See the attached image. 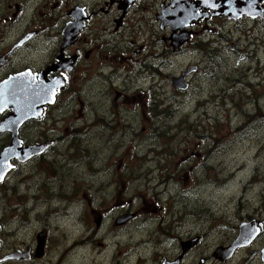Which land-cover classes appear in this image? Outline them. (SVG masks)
<instances>
[{
    "label": "flooded vegetation",
    "instance_id": "obj_1",
    "mask_svg": "<svg viewBox=\"0 0 264 264\" xmlns=\"http://www.w3.org/2000/svg\"><path fill=\"white\" fill-rule=\"evenodd\" d=\"M181 1V8L185 11L186 17L173 24L176 26L184 24L183 29L177 27L175 33L182 32L185 39L182 44L175 47L177 41L174 40L175 45L173 46L171 39L175 27L168 24L171 18L163 17V20L159 18L161 11L167 13L175 9L176 6L172 0H103L104 3L99 10L96 8L93 10L87 3L80 0L65 11L58 0H0V83L9 79L28 77L31 82L34 80V85L40 80L43 84L55 88L52 96L53 102L46 101L43 106L36 105L40 111L34 114L24 116L22 114L25 113L22 110L23 113L19 114L22 116L11 125L5 123L8 118L15 116L11 105H0V154L4 149H9L16 140L19 150L34 147L33 151H36L30 157L25 155L17 157L15 154L9 157L6 173L0 180V191L15 172H20L19 183L22 189L27 188V192L22 189L20 193L18 192V199L22 203L15 206L17 210H24L27 207L30 211L29 203L32 202V197L28 195V188L36 189L45 184L48 187L60 186L62 183L49 176H55L56 173L59 174V171L62 174L67 172L63 170L70 163L67 159V148L60 152L58 145L73 135L66 137L63 131H57L55 127L58 124L64 126L73 121L79 122L80 119L86 169L90 177L99 182L94 184L91 180L90 187L87 188L89 234L86 238H75L74 244L91 245L97 262L101 264H204L206 257H202L199 263L195 259L191 261L188 259L189 255L193 256L194 253L190 247L197 241L199 243L201 236L184 239L181 233L179 235L177 233L178 229L184 228L187 223L201 222L204 213L207 212L206 206H200L198 199L195 198L196 202L191 200L190 191L192 190L195 197L199 187L202 188L205 183L215 185L222 191L226 190L228 183L232 181L234 177L232 171L219 172L216 167L218 149L224 145L220 139L223 128L227 130L226 133L232 135L245 136L244 138L249 136L258 141L260 139L264 141V117L261 121H257L259 117L255 118L264 107L261 102L264 98V88L261 89L262 91L258 89L257 91L250 83L244 85L240 94L229 97L233 107H228L234 109V117L237 114L248 115L250 116L248 120L234 123L230 110L224 111L227 118L223 121H215L210 117H204L201 113L196 117L202 115L206 120L205 126L202 127L203 118L197 119L188 115L197 113L199 108L206 104V102L203 104L199 99L197 100L198 92H204L201 98H206L216 90L215 88L206 91L205 81L201 78L197 80V78H211V85L212 82L219 81L211 72L212 67L209 68L210 73L207 76L206 70L201 69L198 63L194 64L196 56L203 60L204 65L213 63L217 66L223 60L222 48L227 47L228 41L234 39L231 45L237 47L235 49L237 56L258 59L256 53L261 46H264V0ZM98 2L100 1L93 3ZM144 3L153 6L152 17L144 9ZM136 8H139L136 23L137 25H141L142 22L148 24L150 39L149 44L144 41V44H138L137 48L131 46L134 45V40L131 38L126 40V43L134 49L133 52L138 55L133 59L131 56H125V49L118 54L111 51L114 39L108 40L103 35L101 37L97 35L93 32L90 22L100 14H108L112 9H116L117 15L113 18L114 31L120 34L124 44V23L128 15L136 14ZM79 17H81V22L77 26L76 34L69 43L64 44L65 27L71 22L76 23ZM163 22H167V25L162 26ZM225 29L228 32L225 33ZM90 32L94 33L92 40L88 39ZM186 54L193 60L187 64L184 72L174 75V72L172 75L165 74L164 69L172 67L171 58L182 57ZM202 71L204 74L200 73ZM86 72L98 78L104 76L103 83H99L98 86H101L99 92L101 91V96L105 98L98 102L97 110L93 112L85 110L83 105L85 102L81 100L83 94L80 97L78 92L80 88L86 87L84 83L87 77ZM134 72L138 75L133 76ZM164 75L169 82L174 77L180 78L185 75L182 82L186 88L175 87L174 89L180 93H174L171 97L173 101L180 100V97L184 99L186 95L196 98L192 100L191 107L181 112L182 120L176 128L180 133L179 137L188 134L195 137V146L187 152L188 155L185 160H182V164L188 163L194 155L198 156L194 157L196 162L189 166L197 174L189 175V171L184 170L182 186H179L177 176L171 174H167L166 177L152 176L154 170L160 171L159 167L152 163L154 160L164 158L161 157L160 152L165 145L159 142L156 144V139H154L155 133L158 134V131L162 133L160 127L152 126L150 136L145 132V138H141L140 141L134 138L135 135L131 129L128 87H133L130 93L136 92L137 96L151 97L153 103H156L158 89L157 85L153 86V84L158 79L162 81ZM154 76H157L156 80H150ZM72 78L79 82L76 83L78 89L70 87ZM159 84L162 87V83ZM245 93L250 94L249 97H244ZM15 95L18 98L17 101H23L24 105L30 108L23 94L16 93ZM45 98H47L46 95ZM135 99L137 97L131 101ZM71 100H75L80 106L79 119L72 120L65 111ZM118 100H121V103H117ZM144 105L145 103L140 107L143 111L139 118H148ZM161 105L159 103L155 106L157 109L151 110L152 118L155 117ZM166 105H171V103L168 102ZM89 106L87 105V108ZM147 106L149 107L148 104ZM206 112V110L203 111V113ZM191 118L193 119L190 120ZM133 119L136 118L133 117ZM143 129H145L144 126ZM121 136H127V141H123ZM94 138L96 141L92 140ZM59 153L64 155V163L59 162L57 156ZM134 158L141 163L138 171L142 168L148 171L147 178L142 179L135 176ZM131 171H133L131 180L125 179ZM38 173L39 178H37ZM92 175L95 176L92 177ZM262 176L263 174L259 172L258 178L250 177L247 184L250 186L260 184L263 182ZM140 180L143 181L142 190L145 189L143 192L136 188V182ZM16 184L9 190L15 189ZM241 186V190L246 187L244 181H241ZM130 189L133 193L126 194L130 192ZM51 191L53 190L50 189L49 192ZM147 193L157 197L158 205L153 197H147ZM34 201L37 204L40 200H35L34 196ZM94 201L97 203V209L93 207ZM164 204H168L167 209L164 208ZM159 209L167 211L166 214L157 213ZM39 212L41 211L38 210L37 215ZM21 213L23 212L19 214ZM235 216L238 219H236L238 221L237 234L223 247L227 248L234 242L242 222H249L250 226L256 229V235L247 245L236 248L231 256L240 248L249 247V255L252 258H259L260 264H264L263 200L261 199L258 208L253 207V209L246 210L244 214L237 211ZM16 217L17 215L11 222H8L13 224L11 226H5L4 222L0 223V230L2 228V231L11 239V236L17 232L16 228L19 227ZM186 230L185 232L188 233ZM178 240L180 241L177 242ZM1 247L0 241V264L7 261L34 259V246L31 244L23 248L16 246L10 252H2ZM16 250L21 253L27 252V257L21 256V258L1 261L4 256ZM35 256L38 257L36 253ZM212 256L214 257V251ZM229 258L216 259L226 262Z\"/></svg>",
    "mask_w": 264,
    "mask_h": 264
},
{
    "label": "rangeland",
    "instance_id": "obj_2",
    "mask_svg": "<svg viewBox=\"0 0 264 264\" xmlns=\"http://www.w3.org/2000/svg\"><path fill=\"white\" fill-rule=\"evenodd\" d=\"M58 1L59 4L63 6V11H65L66 9L72 7L74 5L73 3L80 0ZM96 1L100 2L97 4L93 3ZM83 2L87 3L90 8H96L98 10L104 3L103 0H83ZM143 7L149 13L148 15L152 17L153 6L144 3ZM136 10V14L133 16L128 15L126 22L124 23V44L120 34L115 33L114 31L113 18L117 15L116 9H112L108 14H100L99 17L92 19L90 22L93 32L97 35L100 37L103 35L107 37L108 40L114 39L115 42L113 47H109L111 48V51L118 54L125 49V56H131L133 59L138 55L133 52L134 49L132 47L134 46L137 48V45L144 44V41H147L146 44H149L150 39L148 36V31L150 30L148 24L142 22L141 25H137L136 23L139 15V8H136ZM226 31L227 29H225V33ZM93 32H90L88 39L92 38V35L94 34ZM130 38L134 40V45H131L132 47H130L129 43H126V40ZM233 41L234 39L230 42L228 41L226 44L227 47L222 48L221 55L223 60L217 66H214L213 63L204 65L202 59L197 56L195 57L196 59L194 64L198 63L201 69L206 70L208 72L207 76H209L210 73L209 68L212 67L211 72L215 74L216 79L219 81H214L211 85V78H197V80H200L201 78L205 81L206 91H210L215 88L216 90L206 98H201V96L205 94L204 92H198V94H196V96L199 95L197 100L199 99V101L203 104L206 102V104H204L205 106L200 107L197 113H189L188 115L195 118L197 115L202 113L204 117H210V119L212 118L215 121H223V119L227 118L224 111L230 110L234 123L237 121H246L250 118V116L243 114H237V116L234 117V109L232 110L228 108L229 106L233 107L228 98L240 94L244 85L248 83H250L255 90H261L264 88V46H261L256 53V55H258V59H253L252 57L251 59L253 60H251L236 55L235 49H237V47H232L231 45ZM171 59L172 67L170 69H164L165 74L172 75L173 72V75L180 74L185 71L187 64L193 60L187 54L182 57H173ZM129 66L126 70H128ZM200 73L204 74L203 71ZM86 74L87 77L84 82L86 87L84 89L80 88L78 92L80 93V97L83 94L81 100L85 102L83 104L85 110L93 112L97 110L96 108L98 102L104 100L105 98L101 96L102 92H99L101 86H98L99 83H103L102 78L104 76L98 78L97 76L88 74L87 72ZM72 75L73 77L75 76L74 73H72ZM134 75L138 74L134 72L133 76ZM156 77L157 76H154L150 80H156ZM223 77H226V79H223ZM71 81L70 87L78 89L76 83L79 82H76L75 78H72ZM158 82L162 83V87ZM154 85H157L158 89L156 92V94H158L156 103H153L151 97H144L142 95L137 96L136 92L130 93L133 87H128L131 129H133L132 131L135 135L134 138L137 141H140L141 138H145L146 133L150 136V129H153L152 126L157 125L160 127L162 133L159 131L158 134L155 133L156 136L154 135V139H156V144L159 142L165 145L164 149L160 152L161 157L164 158H162V160H154L152 164L159 167L160 171L157 169L154 170L152 176L166 177L167 174H171L172 176H177L179 186H182L184 184V170H188L189 175L197 174L195 170H192L189 166L196 162L194 157L198 156L194 155L188 163L185 165L182 164V160H185L188 155L187 152L195 146V137L192 134L179 137L180 133L177 132L176 128L182 120L181 112L188 107H191L192 100L196 98H193L191 95H186L184 99L179 96L182 102H180V100L173 101L171 97H173L174 93L180 92L176 91L174 89L175 87H172L171 82L166 79L165 75L162 81L158 79L153 86ZM81 90H83V92H80ZM119 90L122 89L119 88ZM249 95L250 94L245 93L244 97H249ZM176 96L178 95L176 94ZM134 97H137V99L132 102L131 100L134 99ZM168 102L171 103V105L165 106ZM261 102L262 105H264V98ZM117 103H121V100H118ZM143 103H145L144 107L148 118H139L141 111H143V109L140 108ZM159 103L162 104L161 108L157 111L155 117L152 118L151 110L153 108L157 109L155 106ZM87 105L90 106L87 108ZM79 107L80 106L76 104L75 100H71L70 105L65 109L72 120L80 118ZM123 107L127 106L123 105ZM237 108L239 110L238 105ZM148 109L149 111H147ZM163 110H165V112L162 113ZM204 110L207 112L203 113ZM250 110L254 111L252 109ZM202 115L196 118H203L201 126L204 127L206 120L202 117ZM133 117L136 119L134 120ZM263 117L264 107L262 111L255 116V118H258L257 121H261ZM192 119L193 118L190 120ZM143 126L145 129H143ZM55 129H57V131H63V134H66V137L70 136V134L73 135V137L66 138L67 141H61L58 145V150L60 152H63L67 148V159L70 163L63 169L67 172L62 174L59 171V174L56 173L55 176H49V178H53L62 184L60 186L52 187H48L45 184L42 187H37L36 189L28 188V195L32 197V202L29 203L31 208L30 211L27 207L24 210H17L18 208L15 206L22 203V201L18 199L17 195L22 189L21 184L19 183L20 172H15L13 177L8 181L7 185L2 188V191H0V223L4 222L5 226H11L13 224L8 222H11L16 215V219H18L17 223H19V227L16 228L17 232L15 235L11 236L12 239L4 233L1 228L0 241L2 243V252L13 251L16 246H21L23 248L27 244L33 245L35 250L36 236L39 231L45 229L46 239L42 248L43 252L41 251L44 254L40 257H36V252L34 253L33 250L34 259H21L16 260V262L7 261L3 264H101L97 262V258L92 251L91 245L86 244L81 246L77 243L74 244L75 238H86L90 229V217L88 216L89 205L87 206L86 204V197L88 194L87 188L90 187V182L93 178L90 177L86 169L83 157L82 147L84 145L82 141L83 133L81 132L82 122L79 119V122L73 121L72 123L64 126L62 124H58ZM226 132L227 130H224L223 128L220 139L223 141L224 145L218 149L219 152L216 156V167L219 169V172L232 171L231 173L234 174V177L232 181L228 183L226 190L220 191L218 187L209 183H205L202 188L199 187L198 193L195 197L193 196L191 190V200L196 202V199H198L200 206H206L207 212L204 213L201 222H193L192 224L187 223L184 228L178 229L177 233L178 235L181 233L184 239H192L198 235L201 236L200 240L202 238L201 243L199 240V243H197V241L190 247L194 250V253L193 256L189 255V261L195 259L199 263L202 257H206L204 264H260L261 261L259 258H252L249 255V247L240 248V250L234 253L233 256H231V258H229L226 262H221L219 259L212 256L213 251L215 252L217 249L216 247H225L237 234L238 219L235 216L237 211L244 214L246 210L253 209V207L258 208L261 204V199L263 200L264 206V141L262 139L258 141L256 138H250L249 136L244 138L245 136L240 137L237 134L232 135L231 133ZM121 137L123 141H127V136ZM92 140L96 141L95 138ZM204 143L205 142H203V144ZM57 156L59 158V162L64 163V155L59 153ZM134 167L136 177L143 179L149 176L147 173L148 171L144 170V168L138 171L141 167V163L136 158H134ZM259 172L263 174V182L260 184H252L253 186L248 185L247 183L249 178L252 176L258 178L257 175ZM132 173L133 171L129 173V176H125V179L131 180L130 178ZM94 176L95 175H92V177ZM221 176H223V173H221ZM37 178H39V173L37 174ZM241 181H244L246 184V187L243 190H241ZM16 182L18 184H16ZM38 182L40 184V180H38ZM93 182L95 184L99 181L93 180ZM14 184H16L15 189L9 190V188ZM142 185V180L136 182V188L141 192L145 191V189L142 190ZM50 189L53 190L51 191L53 195H49ZM22 190L27 192V188ZM61 190L64 194L66 193V195L57 196V194H59L58 192H61ZM261 191L262 194L260 195ZM132 193V189H130V192H126V194L130 195ZM34 196L35 200H40L39 203H35ZM147 197H153L154 200L157 201V197L153 196L151 193H147ZM158 202L159 201H157V205ZM93 207L96 209L98 208L96 201L93 202ZM167 207L168 204L164 206L166 209ZM22 208L25 207L22 206ZM38 210L41 212L37 215ZM20 212L23 213L19 214ZM165 212L159 209L157 213L165 215ZM250 228L254 233V228ZM185 230L190 233V235L186 233ZM179 241L180 240L177 242Z\"/></svg>",
    "mask_w": 264,
    "mask_h": 264
},
{
    "label": "water",
    "instance_id": "obj_3",
    "mask_svg": "<svg viewBox=\"0 0 264 264\" xmlns=\"http://www.w3.org/2000/svg\"><path fill=\"white\" fill-rule=\"evenodd\" d=\"M172 3L174 4V6H176L175 9L168 11L169 13L168 12L165 13V11H161V14H159V18L162 20H163V17L171 18V20L168 21V24L173 25L175 27L174 32H173L174 34L172 33L171 39L173 42V46L175 45L174 40L177 41V45L175 46L177 47L179 44H182L184 42L183 40L185 39L184 38L185 35H183L182 32L176 34L175 30L177 27L182 30L184 27V24L176 26L173 23L177 22L178 20H182L183 17H186V13L185 11H183V8H181V4H182L181 0H172ZM79 22H81V17H79L76 23L71 22L65 27L63 31L64 44L69 43V41L72 40V38L77 32V29H78L77 26H79ZM161 24L162 26H164V25H167V22H163ZM187 73L188 71L186 72V74ZM184 76L185 75L181 76L180 78L174 77L173 79H171L172 87L173 88L174 87L186 88V85L182 82V79L184 78ZM33 82H31L28 77H19L18 79L16 78L12 80L9 79L3 83H0V105H5V104L6 105L8 104V106L11 105L13 109V113H15L14 117L10 119L8 118V120L5 121V123H7L6 125L13 124L16 121L17 117H21L19 114H22L23 111L25 113L24 116L29 115V114H34L36 113V111L37 112L40 111V109L36 108V105L43 106L46 101L53 102L52 96H53L55 88L53 86L52 87L50 86L52 88V91H51L48 84H43V82L40 80L36 81L35 85L33 84ZM16 89H18V91H16ZM16 93L23 94V97L25 98V100H27V103H29L30 108H27L24 105L23 101L21 100L17 101L18 98L15 95ZM45 95L47 96V98L44 99ZM33 148L30 147V148H27L26 150L24 149L19 150L17 146V140H16L11 145V147H9V149H4V151L0 154V180L5 175L4 173H6L5 170L7 168L9 157H11L13 154H15V156L17 157H19V155H23V156L25 155L26 157L28 156L30 157L34 155L36 152V151L35 152L33 151ZM250 227L252 226H250L249 222H242L238 228L239 236L227 248L218 247L216 251L214 252V257L220 258L222 260H226L229 258V256L232 255L233 251L236 248L247 245V243L251 241V238H254V236L257 233L256 229L254 230V233H253ZM45 234H46V231L43 230L39 232V234L36 237V241H37V248H36L37 254L36 255L38 257L42 254L41 251H42V248L45 242L44 241ZM27 255H28L27 252L21 253L19 250H16L15 252H12L4 256V258H2L1 261H5V259L21 258V256L27 257Z\"/></svg>",
    "mask_w": 264,
    "mask_h": 264
},
{
    "label": "trees",
    "instance_id": "obj_4",
    "mask_svg": "<svg viewBox=\"0 0 264 264\" xmlns=\"http://www.w3.org/2000/svg\"><path fill=\"white\" fill-rule=\"evenodd\" d=\"M61 194H62V195H65L63 192H61ZM49 195H50V194H49ZM49 195H48V196H49Z\"/></svg>",
    "mask_w": 264,
    "mask_h": 264
},
{
    "label": "bare ground",
    "instance_id": "obj_5",
    "mask_svg": "<svg viewBox=\"0 0 264 264\" xmlns=\"http://www.w3.org/2000/svg\"><path fill=\"white\" fill-rule=\"evenodd\" d=\"M229 99V98H228ZM173 196V195H172ZM173 198V197H172ZM178 198V197H177ZM176 205V204H175ZM180 206V205H179ZM18 226V225H17Z\"/></svg>",
    "mask_w": 264,
    "mask_h": 264
}]
</instances>
